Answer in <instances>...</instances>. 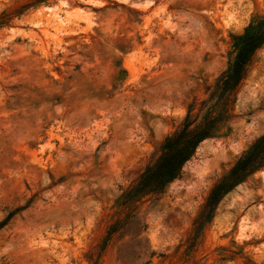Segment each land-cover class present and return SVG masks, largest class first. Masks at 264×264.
Here are the masks:
<instances>
[{
	"label": "rangeland",
	"instance_id": "obj_1",
	"mask_svg": "<svg viewBox=\"0 0 264 264\" xmlns=\"http://www.w3.org/2000/svg\"><path fill=\"white\" fill-rule=\"evenodd\" d=\"M2 12L0 264H180L209 188L264 134V47L228 128L139 208L145 231L100 249L121 189L207 97L264 0H0ZM220 247L245 257L221 261ZM196 255L264 264V170L224 197Z\"/></svg>",
	"mask_w": 264,
	"mask_h": 264
},
{
	"label": "trees",
	"instance_id": "obj_2",
	"mask_svg": "<svg viewBox=\"0 0 264 264\" xmlns=\"http://www.w3.org/2000/svg\"><path fill=\"white\" fill-rule=\"evenodd\" d=\"M17 11L16 14H19ZM11 13L0 14V27L11 19ZM230 53L226 68L207 89V97L195 110L192 102L178 129L167 136L158 154L152 158L132 182L121 189L115 201L117 217L109 226L101 245L102 253L115 237H122L127 226H132L133 237H138L146 227L139 225L137 214L141 205L151 198H158L173 181L179 178L184 165L194 156L198 146L220 136L235 117L237 96L245 83L257 53L264 47V15L251 20L239 34L230 36ZM264 170V134L257 137L234 161L232 166L209 188L195 217L191 229L178 249L184 245L174 262L199 264L197 250L203 242L207 227L212 222L218 205L226 195L251 176ZM12 214L0 222L5 226ZM221 261L245 257L241 253L219 248ZM154 252H149V258ZM239 255V256H238ZM247 264H254L247 260Z\"/></svg>",
	"mask_w": 264,
	"mask_h": 264
}]
</instances>
